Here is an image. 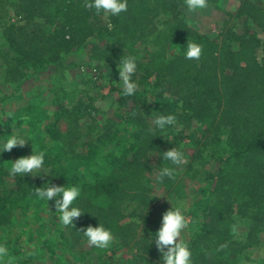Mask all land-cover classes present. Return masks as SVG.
I'll return each instance as SVG.
<instances>
[{
    "label": "trees",
    "instance_id": "trees-1",
    "mask_svg": "<svg viewBox=\"0 0 264 264\" xmlns=\"http://www.w3.org/2000/svg\"><path fill=\"white\" fill-rule=\"evenodd\" d=\"M0 5V58L7 64L5 77L13 73L10 82L23 83V86L45 69L52 70L51 75L56 77L62 73L65 58L70 56L88 59L85 65L95 72L96 80L106 83L113 78L117 80V85L113 87L118 96L114 100L115 108L110 117L103 116L102 119L97 117L98 110L90 102L82 107L79 93L83 90L74 89L73 92L78 93L75 102L78 101L79 107L73 123L86 118L87 127L85 121L80 125L85 127L86 135H90L88 138L94 139L85 141L78 149L80 153H75L69 143L76 139L75 135L80 131L71 123V127L59 137L65 144L63 151L67 148L71 150V157L63 161L60 154H56L48 162L51 165L50 174L57 176H50V182L57 179L62 187L77 185L81 189V196L74 201V205L86 213L74 221V229L67 228L70 235L80 236L77 230L84 229L86 224L98 226L100 222L111 229L115 243L120 241L136 247V255H143L138 252L145 239L138 234V225L132 227L129 219L144 222V217L136 209L148 206L150 199H147L148 194L145 195L147 192H143L149 191L145 181L154 178V174H159L160 168L166 166V161L164 164L159 161L163 156L162 148L168 147L159 130L150 133L148 129L155 127L153 121L156 116L174 115L177 123L170 127L174 131L179 125H194L189 141L185 143L187 149L196 154L201 145L211 150L213 146L218 149L212 150L211 154H219L216 156L218 167L206 179L209 184L204 190L207 193L203 208L205 217L214 215V209L220 206L221 214L225 213L227 217L235 210L242 214L244 206L252 207L254 211L244 244H238L227 236L229 228L216 229L207 223L195 231L190 230L189 239H183V242L187 243L191 253L205 239L221 246L226 243L220 249L215 248L221 258L207 264H239L241 253L256 240V231H264V220L258 221L255 214L257 210L264 216V41L256 38L255 33H249L248 29L241 33L226 30L225 37H231L235 45H229L231 41L228 39L227 43L219 46L181 24L175 16L166 20L159 18L158 23L162 27L149 25L152 9H159V15L172 12L176 5L174 0H128V10L117 17L95 14L94 10L85 6V0H0ZM10 6L15 8L14 15L18 19H11L8 13ZM249 8H253L250 11L252 22L264 31V8ZM35 15H39L37 18L40 20L32 22ZM136 21L143 26L131 29ZM88 33L102 37V45L94 46L91 39L85 38ZM187 42L202 46L198 61L185 59ZM144 48L147 54L142 52ZM258 49L262 53L261 59L256 56ZM125 50L130 51L126 53ZM114 55L117 61H114ZM127 55L137 59L133 80L138 84V91L131 97L123 96L117 73L120 59ZM65 74L72 78L77 76L70 67ZM150 77H153L152 80ZM15 86L0 97V102L20 89V85ZM173 87L177 90L174 91ZM87 93L89 91L85 89L84 95ZM72 97L66 93L64 101L59 98V110L66 111L67 102L72 101ZM89 98L93 100L92 96ZM18 106L14 110H5V118L0 116V136L4 135L0 141L13 131L26 132L31 125L29 121L38 116L35 103L25 100ZM54 114L57 119L61 117V112ZM43 128L52 137L59 134L56 122L53 123L50 118L43 123ZM40 141L37 140V144ZM106 143L112 144L113 149L105 151ZM84 145L87 147L85 151ZM23 149L17 147L0 153V159L2 155L11 158L12 153L18 159L23 156ZM152 155L153 163L147 158ZM253 159H256L254 164L250 162ZM241 163L250 167L249 173L246 168L238 169ZM4 169L5 166L0 167L1 186L4 185ZM233 177L239 179L237 187L233 185L224 189L222 181ZM89 178L95 183H90ZM15 181V189L0 193V243L8 247L10 254L18 256L20 235L14 233L12 236L19 227L16 214H25V206L35 197V188L43 187L47 181L29 180L28 176H16ZM163 186H166V194L172 199L180 194L179 189H174L178 183L173 180H166ZM158 187L161 188V185ZM234 192L237 209L233 210L227 200ZM240 195L243 197L238 198ZM146 246L147 251L149 247ZM91 249L98 254H105L108 250L94 246ZM97 253L94 259H97ZM111 256L108 258L113 259ZM97 261L108 264L107 259ZM148 264L158 263L148 261Z\"/></svg>",
    "mask_w": 264,
    "mask_h": 264
},
{
    "label": "rangeland",
    "instance_id": "rangeland-1",
    "mask_svg": "<svg viewBox=\"0 0 264 264\" xmlns=\"http://www.w3.org/2000/svg\"><path fill=\"white\" fill-rule=\"evenodd\" d=\"M174 3H176L175 9L167 14L162 13L159 15V9H152V13L150 15L152 21L149 20V25L155 24L154 27H162V24L158 23L159 18L160 20H166L167 18H173L175 16L174 18L181 21V24L188 26L193 31L207 37L209 40L214 41L219 44V46L225 42L227 43L228 39H231V37H225L226 35H224V32L226 30L241 33L244 29H248L249 33L250 31L255 33L256 38L264 41V31L252 22V13L250 11H253V8H249L251 6L254 8H264V0H208V7L204 10H199L196 13H189L186 10L185 0H174ZM8 9L11 19H18V16L14 15L15 8L10 6ZM0 14H2L1 11ZM37 17H39V15H35L31 21H39L40 19ZM141 25L143 26V24L136 21V24H134L131 29H135V27L136 29H139V26ZM148 36L149 35H147L146 38ZM85 38L91 39L94 46H99L103 43V38L95 36L94 33H88ZM146 38L143 40V46ZM228 44L233 47L235 42L231 41L228 42ZM0 47H2V45H0ZM134 47L133 49H135ZM125 51L127 53V51L130 50ZM142 52L147 54L146 48H144ZM115 55L113 59L114 61H117ZM83 56L85 57V55ZM256 56L258 59H261L262 53L260 49L257 50ZM3 61L5 60L0 58V97L15 89V85L17 84L20 85V89L11 96H7L1 100L0 116H4L5 118V112L8 109L14 110L17 108L15 106L24 103L25 100L37 105L36 108H38V116L32 121H29L31 125L27 128L26 133L29 134L33 141L34 150L39 149L46 152L45 167H47L50 171L51 165L48 162L51 161V158L54 155L60 154L61 160L63 161H67L71 157V150H68L67 148L63 151V146L65 144H62V140L59 138L61 133H65L67 129L71 127V123L74 124L73 127H78L80 131V133H76V139L71 140L69 143L71 147H74L75 153H80L78 149L85 143V141L88 142L94 139V137L88 138L90 135H86L88 133L85 129V127H87L86 118L84 120L78 119V122L73 123L76 119L75 115L79 107L77 105L78 101L75 102V95L78 93H74V89L79 91V88H81L80 91L83 90L82 93H79V96L83 100L82 107L90 102L94 108L98 110L97 117L100 119H102L103 116L110 117L111 112L115 108L114 100H116L118 96L116 91L113 90V87L117 85V80L113 78L107 83L102 80H96L94 75L95 72H93L90 67L85 65V63L88 62V59L80 60V58L71 56L66 57L63 62L62 73L60 75L55 77V75H51L53 74L51 72L52 70L48 69V71L45 69L40 72L41 74L36 75L32 81L25 83L23 86H21L23 83H12L9 81L13 78V73H10L5 77L4 74L7 64ZM69 67L77 73V76L72 78L68 74L64 75V73L69 70ZM153 77H150V80H152ZM21 81H23V79ZM84 88L89 91L86 95H84ZM173 89L174 91L177 90L176 87H173ZM54 93L58 96H55ZM66 93L69 96L74 97H72V101L70 98L67 99V101H70L67 102L69 105L66 111L59 110L58 100L60 98L64 101L63 97ZM90 96L93 98L92 101L89 98ZM151 107L153 108L154 106ZM42 111H44L43 114L41 113ZM59 112H61V117L57 119V115L55 116L54 113ZM48 118H50L53 123L56 122L59 134L54 137H52L51 134L46 132L43 128V123H45ZM83 121H85V127L80 125V123L83 124ZM177 127L176 131H174L173 128H167L165 131H160L159 133L161 139L168 144V147H165V149L162 148L163 152L169 150L170 148H177L182 150L185 154V164L183 167L176 169V176L173 180L175 183H178V186L174 189H179L180 194L174 196L173 199L170 195L166 194V186L161 185L160 188L158 187L160 185L156 183V178L158 176L156 173L153 176L154 178L145 181L149 191L143 192H147L145 195L148 194L147 199H150L148 206L136 209V212H139L140 215L144 217V222L143 220L140 221L134 218H127V220H131L132 227L138 225L137 232L141 235V238L145 239L144 243L141 245L143 247L138 252V254L142 253V256L136 255V247H130L120 241H116L114 247L108 249L105 254L102 252L98 254L95 250L91 249L92 246L88 245L87 240L83 238L82 234H80V236L70 235V232L68 231L69 228L67 229L60 224L58 214L53 212L55 211V198L53 201L49 202V205H46L34 197L25 206V214H16L17 224L19 227L13 231L12 236L15 235L14 233H18L20 235V244L18 246V256H16V254H10L16 258L14 260V264H100L97 259L99 261L107 259L108 264H148V261L161 264L160 253L157 250L154 241H152L151 234L158 230L162 214L171 209L172 204L174 206L183 204L184 214L188 219L189 227L182 233V241L183 239H189L190 230L195 231L196 229L201 228L203 223H207L210 226L216 227V229L229 228V230H227V236L238 244H244L247 242L246 234L249 227L252 225L254 218L251 217L254 212L252 207L247 208L243 205L242 214L237 213V210H235L234 213L232 212V214H230V217H227L225 213H223V215L221 214L222 212L219 209L221 207L220 206L218 209H214V215L212 213L209 217H205L203 208L206 205L204 204V201L206 200L207 193L204 192V190L209 184V181L206 179L208 174L214 172L218 167L216 163V156L219 154H216L215 152L213 156L211 155L213 153L212 150L218 151V149L213 146L211 150L209 147L201 145L199 147L198 154L193 151L191 152L190 149L186 148L187 146L185 143L189 141V137L191 135L190 130L194 129V125L189 123V125H179ZM22 130L24 129L22 128ZM83 130L86 133H84ZM177 131H182V133H178ZM39 139L42 141L37 144V140ZM169 142H171V146H169ZM23 148V156L31 154L32 147L30 141ZM86 149L87 147L85 146L84 151ZM103 149L108 151L113 149V146L112 144L106 143ZM147 158L151 163H153V155L151 157L147 156ZM15 160V153H12L11 158L6 157V155L1 156L0 167L5 166L6 169L3 170L4 185L1 186L0 184V193H2L3 190H12L16 187V176L12 177L9 175V166L11 161ZM159 162L163 164L166 163L162 160V158ZM159 162L156 164H159ZM250 162L254 164L256 163V159H253ZM166 166H170L168 162L166 163ZM241 168L248 169L247 173L250 172V167H247L243 163H241L238 167V169ZM0 174H2L1 171ZM262 176L264 175L262 174ZM28 179L38 182L39 180L41 182H49L51 178L50 176H43L42 178L41 176L33 177L29 175ZM238 180V177H233L231 180L222 181L223 188L229 189L232 188L233 185L237 187ZM51 182L56 186H60L57 179ZM89 182L92 184L95 183V181L93 182L91 178H89ZM100 197L101 196L98 198ZM240 197L243 196H238V198ZM236 199L237 196L234 192V195L228 197L227 200L232 204L233 210L237 209ZM220 200L222 202L224 201L223 199ZM255 214H257L258 221L264 220L263 212L256 210ZM137 218H139V216H137ZM214 220H216L217 224ZM194 224H196V227H194ZM88 226L92 225L86 224V227ZM256 233V240H253L254 242L248 244L245 248L246 250L241 253L239 264H264V231L259 232V230H257ZM5 239L8 238L5 237ZM146 245L149 247L147 251ZM222 246H226V243H222ZM222 246L214 244L213 241H208L207 239L203 240L196 245L195 251L192 252L191 264H207L213 259H220V255L217 254L219 250L215 252V248L220 249ZM96 253L97 259H94V255ZM110 256L113 259L108 258Z\"/></svg>",
    "mask_w": 264,
    "mask_h": 264
},
{
    "label": "clouds",
    "instance_id": "clouds-1",
    "mask_svg": "<svg viewBox=\"0 0 264 264\" xmlns=\"http://www.w3.org/2000/svg\"><path fill=\"white\" fill-rule=\"evenodd\" d=\"M85 6L94 10L95 14L119 16L128 10V0H85ZM185 7L189 13H196L208 7V0H185ZM111 27V26H109ZM202 46L195 42H187L184 50V57L187 60H199L202 55ZM118 68L119 84L122 88L124 97H131L138 91V84L133 80L137 72V59L134 56H128L120 59ZM154 128L149 127L148 131H165L177 123L174 115H158L154 118ZM4 136V135H3ZM0 136V137H3ZM31 142L32 151L30 155L22 156L15 161H11L9 166V175L15 176H52L50 170L45 167L46 152L34 150L33 141L26 132L7 135L3 141H0V153L10 152L13 148H23L28 142ZM162 160L168 162L170 166H162L156 178V183L164 185L166 180H174L176 169L185 164V154L177 148H170L163 152ZM68 184V183H67ZM35 198L49 205L54 201L55 213L58 214L60 224L65 228L74 229V221L86 211L74 205L81 196V189L77 185L56 186L46 182L43 187H36L34 191ZM90 213V212H87ZM189 227L188 219L184 214L183 204L174 206L162 214L160 227L155 233H152L157 250L160 253L161 264H191V250L187 243L181 240L182 233ZM82 234L87 240L89 246L97 249H110L115 244V237L110 228L100 223L98 226H88L76 231ZM151 241V242H152ZM16 258L10 255L8 247L0 243V264H14Z\"/></svg>",
    "mask_w": 264,
    "mask_h": 264
}]
</instances>
